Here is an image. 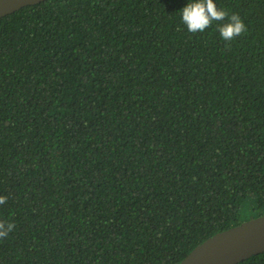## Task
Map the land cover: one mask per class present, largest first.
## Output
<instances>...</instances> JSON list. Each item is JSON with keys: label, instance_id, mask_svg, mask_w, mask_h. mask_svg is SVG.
Listing matches in <instances>:
<instances>
[{"label": "trees", "instance_id": "trees-1", "mask_svg": "<svg viewBox=\"0 0 264 264\" xmlns=\"http://www.w3.org/2000/svg\"><path fill=\"white\" fill-rule=\"evenodd\" d=\"M188 2L0 19V264H180L264 215V0H214L232 41L190 33Z\"/></svg>", "mask_w": 264, "mask_h": 264}, {"label": "water", "instance_id": "water-1", "mask_svg": "<svg viewBox=\"0 0 264 264\" xmlns=\"http://www.w3.org/2000/svg\"><path fill=\"white\" fill-rule=\"evenodd\" d=\"M48 0H0V19ZM264 253V215L218 233L180 264H239Z\"/></svg>", "mask_w": 264, "mask_h": 264}, {"label": "clouds", "instance_id": "clouds-1", "mask_svg": "<svg viewBox=\"0 0 264 264\" xmlns=\"http://www.w3.org/2000/svg\"><path fill=\"white\" fill-rule=\"evenodd\" d=\"M181 20L190 33L204 32L217 22V28L225 41H232L244 34L247 27L238 14H231L225 9L217 7L214 0H189L181 10ZM226 21L225 23H218ZM7 197L0 196V205ZM15 225L11 222L0 221V238L6 237L13 231Z\"/></svg>", "mask_w": 264, "mask_h": 264}]
</instances>
